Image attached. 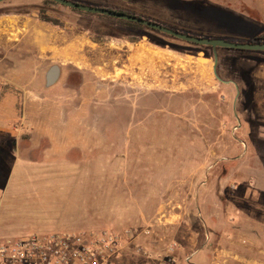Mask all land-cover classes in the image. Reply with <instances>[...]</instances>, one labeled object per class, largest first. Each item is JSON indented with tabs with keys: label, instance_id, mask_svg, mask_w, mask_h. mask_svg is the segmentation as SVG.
<instances>
[{
	"label": "rangeland",
	"instance_id": "obj_1",
	"mask_svg": "<svg viewBox=\"0 0 264 264\" xmlns=\"http://www.w3.org/2000/svg\"><path fill=\"white\" fill-rule=\"evenodd\" d=\"M18 1L0 2V11L35 9L40 15L42 10L63 28L93 31L94 44L88 46L96 52L91 64L99 72L94 77L114 82L118 89L115 116H91L88 127L146 130L147 136L131 137L130 145L124 137L114 138L109 151L116 157L115 171L102 159L87 161L90 154H62L68 163H55V154H48L50 166H35L28 181H19L27 190L15 196L5 216L13 234L114 229L113 216L128 204H138L147 211L145 221L116 229L155 224L148 236L138 237L127 249L128 264L151 260L137 253L136 245L156 255L173 242L179 244L176 264H238L235 244L250 240L252 223L264 225V105H258L264 102V51L218 48L217 73L229 81L224 82L215 74L211 46L56 1L14 3ZM79 1L131 11L204 36L252 41L264 31V0ZM126 40L142 41L158 52L147 57L149 71L142 78L121 70L125 57L106 52L118 50ZM108 60L116 72H107ZM63 68L62 80L82 79L73 64ZM128 87L136 90V101L146 93L145 110L139 103L122 104ZM99 100L104 110L112 98L104 94ZM155 176L163 183L155 184ZM121 195L124 199H117Z\"/></svg>",
	"mask_w": 264,
	"mask_h": 264
},
{
	"label": "crops",
	"instance_id": "obj_2",
	"mask_svg": "<svg viewBox=\"0 0 264 264\" xmlns=\"http://www.w3.org/2000/svg\"><path fill=\"white\" fill-rule=\"evenodd\" d=\"M92 32L87 27H75L74 30L63 28L43 19L35 9L0 13V241L17 236L13 234L15 231L10 228L9 219L5 216L12 209L11 203L15 196L21 190H27L19 187V181H28L26 177L35 166L41 169L50 166L48 154H55L54 159L59 161L55 163H62V154L72 150L79 156L90 154L87 161L102 159L115 171L116 157L113 151H109L115 145L114 138L124 137V143L130 145L131 137L147 136L146 130H130L127 133L124 130L116 132L110 127H88L92 121L91 116H109L110 120L111 116H115V95L118 89L114 82L100 81L94 77L99 70L91 64L96 56L92 50L94 47L88 46L94 44ZM118 48L106 52L112 54L113 58L120 55L125 57L121 70L138 72L140 78L149 71L147 57L158 53L142 41L126 40ZM157 63L159 61L155 58L156 77ZM65 64H73L80 71L82 79L77 82L62 80ZM54 65L58 66V79L49 83L47 75ZM100 67L104 69V66ZM116 68L114 62H106L108 73L116 72ZM135 91L131 87L126 88L122 104L131 107L139 103L145 110L146 93H140L136 101ZM104 94L112 100L102 110L103 104L99 99ZM258 105L262 107L264 102L260 101ZM138 116H142L141 111ZM104 147L106 151L100 152ZM125 158L123 154L122 160L125 161ZM63 162L68 163L69 160L64 159ZM129 166L130 162L127 163ZM154 179L155 184L163 183L161 177L155 176ZM123 197L121 195L117 199L123 200ZM158 199L160 197L156 201ZM260 209L264 208L260 206ZM146 214V209L138 204L135 208L128 204L113 216L111 223L115 228L141 224ZM249 227L252 232L250 240L235 244V262L264 264V225L258 222ZM142 264H157V261L146 260Z\"/></svg>",
	"mask_w": 264,
	"mask_h": 264
},
{
	"label": "built area",
	"instance_id": "obj_3",
	"mask_svg": "<svg viewBox=\"0 0 264 264\" xmlns=\"http://www.w3.org/2000/svg\"><path fill=\"white\" fill-rule=\"evenodd\" d=\"M154 224L6 238L0 241V264H128L127 249L138 237L148 236ZM178 247L173 242L165 252L152 255L144 246L136 245V251L157 264H176Z\"/></svg>",
	"mask_w": 264,
	"mask_h": 264
},
{
	"label": "water",
	"instance_id": "obj_4",
	"mask_svg": "<svg viewBox=\"0 0 264 264\" xmlns=\"http://www.w3.org/2000/svg\"><path fill=\"white\" fill-rule=\"evenodd\" d=\"M6 0H0V2H3ZM60 4H63L65 6L80 9L92 13H99L104 14L116 18H121L124 20H128L131 22H136L138 24L147 26L151 29L161 31L163 33L169 34L174 36L175 38H178L180 40H184L187 42L199 44V45H206L211 46L213 48L214 52V71L216 76L220 79L221 77L217 73V65L219 62V54H218V48H230V49H243V50H263L264 51V42H243V41H236L227 39L224 37H211V36H202L197 35L189 32H185L173 27H170L166 24H163L161 22H158L156 20L146 18L144 16H140L137 14L127 13L121 10L113 9L106 6H100V5H93L88 3H83L76 0H53ZM58 79V66L54 65L50 69V72L47 75V80L49 83H52ZM224 81V80H223Z\"/></svg>",
	"mask_w": 264,
	"mask_h": 264
},
{
	"label": "trees",
	"instance_id": "obj_5",
	"mask_svg": "<svg viewBox=\"0 0 264 264\" xmlns=\"http://www.w3.org/2000/svg\"><path fill=\"white\" fill-rule=\"evenodd\" d=\"M48 1H52L53 2V0H48ZM76 1H79V0H76ZM80 2H83V3H87V2H84V1H80ZM88 4H92V3H88ZM93 5H97V4H93ZM100 6H104V5H100ZM106 7H110V6H106ZM110 8H113V9H117V8H114V7H110ZM117 10H121V11H124V12H127V13H132V14H136V13H133V12H131V11H127V10H123V9H117ZM7 11H9V10H7ZM1 12H5V10H1L0 11V13ZM137 15H139V14H137ZM40 16L43 18V19H45V20H47V21H52L46 14H44V12L42 11V10H40ZM140 16H142V15H140ZM145 17V16H144ZM147 18V17H146ZM129 23H134V22H130V21H128ZM55 24H58V22H54ZM156 31H158V30H156ZM183 31V30H182ZM159 32H161V31H159ZM186 32V31H185ZM163 33V32H162ZM190 33V32H189ZM166 34V33H165ZM194 34V33H193ZM169 35V34H168ZM198 35V34H197ZM172 36V35H171ZM202 36H204V35H202ZM227 39H231V40H236V41H243V42H264V31H262V33H260V35L255 39V40H252V41H244V40H240V39H232V38H227ZM220 48V47H219Z\"/></svg>",
	"mask_w": 264,
	"mask_h": 264
}]
</instances>
